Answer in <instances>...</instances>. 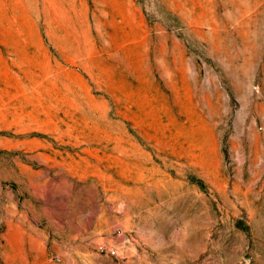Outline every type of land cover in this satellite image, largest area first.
<instances>
[{
    "label": "rangeland",
    "instance_id": "obj_1",
    "mask_svg": "<svg viewBox=\"0 0 264 264\" xmlns=\"http://www.w3.org/2000/svg\"><path fill=\"white\" fill-rule=\"evenodd\" d=\"M0 264H264V0H0Z\"/></svg>",
    "mask_w": 264,
    "mask_h": 264
}]
</instances>
